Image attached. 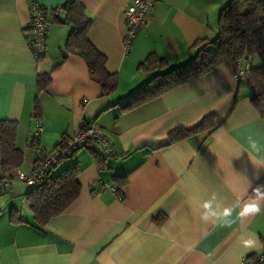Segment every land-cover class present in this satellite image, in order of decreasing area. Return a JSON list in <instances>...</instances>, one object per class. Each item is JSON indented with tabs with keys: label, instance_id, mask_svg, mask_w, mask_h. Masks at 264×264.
I'll list each match as a JSON object with an SVG mask.
<instances>
[{
	"label": "crops",
	"instance_id": "obj_1",
	"mask_svg": "<svg viewBox=\"0 0 264 264\" xmlns=\"http://www.w3.org/2000/svg\"><path fill=\"white\" fill-rule=\"evenodd\" d=\"M37 1L48 17L40 58L29 47L27 1L0 0V118L17 121L16 146L23 152L13 172L34 167L36 102L42 126L37 144L46 150L85 120L98 126L114 153L106 155L93 143L52 168L54 176L77 163L80 192L41 227L33 224L25 199L31 184L14 175L1 178L0 167V264H240L259 252L264 117L250 102L247 79L235 80L233 66L225 62L146 102L120 104L156 72L140 67L149 54L175 67L194 57L198 39H213L228 0H156L128 50L122 44L127 29L122 10L131 0H81L90 18L88 40L116 75L108 95L91 78L84 58L64 50L71 26L59 19L66 0ZM253 64H259L256 57ZM41 74L49 81L38 90ZM208 114L213 129L167 144L171 130L191 127ZM1 158L0 148V165ZM115 177L125 178L119 193L100 190ZM255 200L262 211L240 215ZM205 201L214 209L217 203L231 208L232 222L201 220ZM12 210L21 220L12 221ZM245 240L253 246L245 247Z\"/></svg>",
	"mask_w": 264,
	"mask_h": 264
},
{
	"label": "trees",
	"instance_id": "obj_2",
	"mask_svg": "<svg viewBox=\"0 0 264 264\" xmlns=\"http://www.w3.org/2000/svg\"><path fill=\"white\" fill-rule=\"evenodd\" d=\"M61 7L65 10V17L59 19V22L71 26L64 50L82 56L88 65L91 78L99 84L102 94L112 93L116 87V75L106 70V57L88 40L90 18L85 13L81 0H66ZM44 10L47 31L48 17L45 8ZM27 29L29 30L28 27ZM195 46L194 57L175 67H168L164 58L153 53L149 54L140 67L156 72L140 89L121 101L120 104L130 107L146 102L188 80L211 71L222 63H230L234 69L243 57L250 56V68L246 76L251 88L250 102L260 116L264 117V0H228L220 11L215 37L210 40L200 38ZM65 56L62 54V58ZM253 57L259 60V64H253ZM48 81V74L39 75L37 89H44ZM34 116L38 121L40 109L37 102L34 107ZM212 119L213 115L208 114L191 127H178L171 130L167 136V144L196 132L213 129ZM16 131V120L0 118L2 154L0 167L3 179L12 178V172L23 162V152L16 146ZM37 140L38 138H33L34 146L37 144ZM51 170L43 179L31 184V190L25 196L32 213L33 224L37 227L45 225L51 217L64 211L80 192V184L77 180L80 167L77 163L69 164L54 176L50 175ZM124 182V177L114 178V185L117 187L116 193H119ZM14 211L12 210L10 213L12 221L21 220L15 217Z\"/></svg>",
	"mask_w": 264,
	"mask_h": 264
},
{
	"label": "built area",
	"instance_id": "obj_3",
	"mask_svg": "<svg viewBox=\"0 0 264 264\" xmlns=\"http://www.w3.org/2000/svg\"><path fill=\"white\" fill-rule=\"evenodd\" d=\"M29 9V20L27 27L31 35L29 37V47L32 54L36 58H40L46 47V14L45 10L37 0H26ZM156 0H131L130 3L124 6L123 15L127 23L122 44L125 50L130 48L132 40L134 39L138 30L149 22L150 10ZM251 58L250 56L243 57L233 69V78L235 80L245 79L249 68ZM85 100H83L84 102ZM42 126L39 121H36L32 131V138H38L41 134ZM97 143L101 146L106 155L114 153L113 147L109 139L98 128L94 122L81 120L77 130L71 135L65 136L58 148L53 150H46L40 144L34 146L35 162L34 167L28 173H14L22 181L29 184H34L40 179H43L62 159L68 158L76 150L81 147H86L90 144ZM110 189L116 192V185L101 183L100 190ZM240 264H264V246L261 250L253 256H245L241 259Z\"/></svg>",
	"mask_w": 264,
	"mask_h": 264
},
{
	"label": "clouds",
	"instance_id": "obj_4",
	"mask_svg": "<svg viewBox=\"0 0 264 264\" xmlns=\"http://www.w3.org/2000/svg\"><path fill=\"white\" fill-rule=\"evenodd\" d=\"M253 147L255 145L253 144ZM255 191V190H254ZM215 199V197H213ZM260 199L264 200V192L260 193ZM203 212L201 213V220L208 222L209 220H220L224 224H230L233 210L231 208L223 207L220 203H217L216 208H213L212 201H205L201 205ZM262 211L260 200L244 204L240 215L259 214ZM254 242L252 240H245V247H252Z\"/></svg>",
	"mask_w": 264,
	"mask_h": 264
},
{
	"label": "rangeland",
	"instance_id": "obj_5",
	"mask_svg": "<svg viewBox=\"0 0 264 264\" xmlns=\"http://www.w3.org/2000/svg\"><path fill=\"white\" fill-rule=\"evenodd\" d=\"M65 159H69V158H65ZM65 159H64V160H65Z\"/></svg>",
	"mask_w": 264,
	"mask_h": 264
}]
</instances>
